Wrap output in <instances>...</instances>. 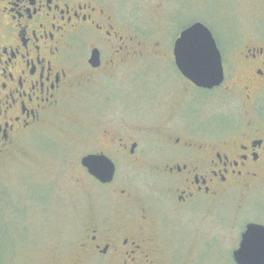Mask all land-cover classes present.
Returning <instances> with one entry per match:
<instances>
[{
	"label": "flooded vegetation",
	"instance_id": "1",
	"mask_svg": "<svg viewBox=\"0 0 264 264\" xmlns=\"http://www.w3.org/2000/svg\"><path fill=\"white\" fill-rule=\"evenodd\" d=\"M245 4L258 21L227 46L202 20L183 28L206 26L222 59L223 84L202 89L179 72L176 41L167 57L158 43L142 40L121 0H0V158L53 123L73 98L94 116L83 130L94 143L80 159L81 182L101 194L105 208L85 224L84 262L178 264L161 241L164 221L201 207L211 212L236 194L244 203L264 198V0ZM222 6L232 17L237 11ZM152 59L168 61L191 90L161 120L141 126L132 119L152 96L137 89V75L149 72ZM214 95L219 100L208 105ZM89 156L114 164L110 181L82 165ZM247 223L245 230L264 226Z\"/></svg>",
	"mask_w": 264,
	"mask_h": 264
},
{
	"label": "rangeland",
	"instance_id": "2",
	"mask_svg": "<svg viewBox=\"0 0 264 264\" xmlns=\"http://www.w3.org/2000/svg\"><path fill=\"white\" fill-rule=\"evenodd\" d=\"M226 3L237 9L233 17L224 10ZM121 6L126 16L135 18L142 40L158 43L167 57L181 30L195 20L209 26L224 47L252 31L259 18L245 0H121ZM145 32L149 37L142 36ZM150 62L149 72L139 73L136 82L137 89H150L152 96L150 108L132 119L141 126L161 120L176 105V97L191 90L168 61ZM93 121L83 102L73 98L53 123L0 158V264H88L80 250L85 224L96 209L105 208L101 194L81 182L80 159L94 143L83 130ZM261 199L244 203L236 194L211 212L201 207L182 214L178 222L164 221V249L178 255V264H234L233 251L247 221L264 223Z\"/></svg>",
	"mask_w": 264,
	"mask_h": 264
},
{
	"label": "water",
	"instance_id": "3",
	"mask_svg": "<svg viewBox=\"0 0 264 264\" xmlns=\"http://www.w3.org/2000/svg\"><path fill=\"white\" fill-rule=\"evenodd\" d=\"M174 55L179 72L198 88L214 89L223 84L222 59L212 33L203 24L197 23L180 34ZM82 165L104 182L110 181L115 172L114 164L104 157H86ZM233 259L235 264H264L263 225L247 226Z\"/></svg>",
	"mask_w": 264,
	"mask_h": 264
},
{
	"label": "bare ground",
	"instance_id": "4",
	"mask_svg": "<svg viewBox=\"0 0 264 264\" xmlns=\"http://www.w3.org/2000/svg\"><path fill=\"white\" fill-rule=\"evenodd\" d=\"M235 204V203H234Z\"/></svg>",
	"mask_w": 264,
	"mask_h": 264
}]
</instances>
